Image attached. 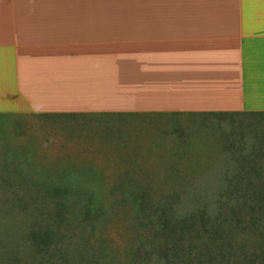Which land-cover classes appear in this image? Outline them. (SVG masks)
Returning a JSON list of instances; mask_svg holds the SVG:
<instances>
[{"label":"rangeland","instance_id":"rangeland-1","mask_svg":"<svg viewBox=\"0 0 264 264\" xmlns=\"http://www.w3.org/2000/svg\"><path fill=\"white\" fill-rule=\"evenodd\" d=\"M143 111L0 113V264H264V112Z\"/></svg>","mask_w":264,"mask_h":264},{"label":"crops","instance_id":"crops-1","mask_svg":"<svg viewBox=\"0 0 264 264\" xmlns=\"http://www.w3.org/2000/svg\"><path fill=\"white\" fill-rule=\"evenodd\" d=\"M111 108L264 112V0H0V113Z\"/></svg>","mask_w":264,"mask_h":264},{"label":"trees","instance_id":"trees-1","mask_svg":"<svg viewBox=\"0 0 264 264\" xmlns=\"http://www.w3.org/2000/svg\"><path fill=\"white\" fill-rule=\"evenodd\" d=\"M218 114H227V113H218ZM230 114H236V113H230ZM196 115V114H193ZM260 173H258L257 175H259ZM259 177L261 178V175H259ZM264 177V176H263Z\"/></svg>","mask_w":264,"mask_h":264}]
</instances>
